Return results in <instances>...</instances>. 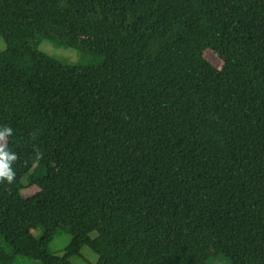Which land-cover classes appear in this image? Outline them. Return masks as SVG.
I'll use <instances>...</instances> for the list:
<instances>
[{
  "label": "trees",
  "instance_id": "trees-1",
  "mask_svg": "<svg viewBox=\"0 0 264 264\" xmlns=\"http://www.w3.org/2000/svg\"><path fill=\"white\" fill-rule=\"evenodd\" d=\"M0 39V264H264V0H0Z\"/></svg>",
  "mask_w": 264,
  "mask_h": 264
},
{
  "label": "rangeland",
  "instance_id": "rangeland-1",
  "mask_svg": "<svg viewBox=\"0 0 264 264\" xmlns=\"http://www.w3.org/2000/svg\"><path fill=\"white\" fill-rule=\"evenodd\" d=\"M5 48V43L2 39H0V49L3 50ZM41 49L50 55L60 59L67 60L69 62H76L79 60V52L73 48H57L49 41L45 40ZM205 56L211 60L217 67L221 68L223 65V61L219 55V53H213L211 49L206 50ZM3 139L0 140V146H5L8 142V139L5 135H2ZM24 183L27 186V181L24 179ZM24 193L28 195L30 190L27 187L24 189ZM32 233L35 237L40 238L42 236V230L34 226L32 228ZM71 240L70 235H63L58 237L52 244L51 248L56 254L62 255L68 246ZM99 260V256L96 252H94L89 246H84L81 249V256L75 257L72 259L74 264H86L87 262L96 263ZM23 264H39L36 260L33 259H23Z\"/></svg>",
  "mask_w": 264,
  "mask_h": 264
},
{
  "label": "clouds",
  "instance_id": "clouds-1",
  "mask_svg": "<svg viewBox=\"0 0 264 264\" xmlns=\"http://www.w3.org/2000/svg\"><path fill=\"white\" fill-rule=\"evenodd\" d=\"M2 139L3 136L0 135V140ZM13 160H17V156H9L4 146H0V181L7 180L11 183L14 180L15 172L10 168V161Z\"/></svg>",
  "mask_w": 264,
  "mask_h": 264
}]
</instances>
